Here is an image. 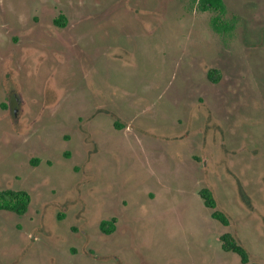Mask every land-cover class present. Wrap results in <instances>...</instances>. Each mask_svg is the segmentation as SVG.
<instances>
[{"label": "rangeland", "instance_id": "374dc122", "mask_svg": "<svg viewBox=\"0 0 264 264\" xmlns=\"http://www.w3.org/2000/svg\"><path fill=\"white\" fill-rule=\"evenodd\" d=\"M224 2L0 0V264H264V0Z\"/></svg>", "mask_w": 264, "mask_h": 264}, {"label": "trees", "instance_id": "16d2710c", "mask_svg": "<svg viewBox=\"0 0 264 264\" xmlns=\"http://www.w3.org/2000/svg\"><path fill=\"white\" fill-rule=\"evenodd\" d=\"M197 8L201 11H216L217 15L211 19L213 29L218 33L224 34L230 28L231 24L223 19L226 13V4L224 0H194ZM64 15H60L57 23L64 25ZM200 194L204 199V203L212 209V215L224 225L230 224L229 216L218 207L217 199L209 187H203ZM31 202V195L25 189L5 188L0 189V209L14 211L18 214H23L28 211ZM103 230L111 233L115 229L113 220H103L101 224ZM222 248L226 251H232L238 254L243 263L250 262V255L247 248L241 244L236 237L229 231L223 232L220 235ZM257 264V263H253Z\"/></svg>", "mask_w": 264, "mask_h": 264}, {"label": "flooded vegetation", "instance_id": "af4514ba", "mask_svg": "<svg viewBox=\"0 0 264 264\" xmlns=\"http://www.w3.org/2000/svg\"><path fill=\"white\" fill-rule=\"evenodd\" d=\"M57 23V22H56ZM58 24V23H57ZM60 26H66V24H64V25H61V24H59ZM17 100H18V97H17V95H15L14 96V98L12 99V102L14 101V106H16V103H17ZM0 210H6V209H0ZM10 211V210H9ZM14 212V211H13ZM16 213V212H15ZM26 213V212H25ZM25 213H23V214H25ZM18 214V213H17ZM23 214H18V215H23ZM114 219V221L116 220V218H112V219H104V220H113ZM102 222H103V220L101 221V223H100V229L102 230V231H104L103 230V228H102V226H101V224H102ZM105 232V231H104ZM114 232V231H113ZM113 232H111V233H107V232H105L106 234H112Z\"/></svg>", "mask_w": 264, "mask_h": 264}]
</instances>
